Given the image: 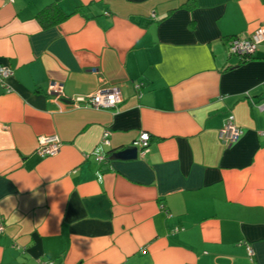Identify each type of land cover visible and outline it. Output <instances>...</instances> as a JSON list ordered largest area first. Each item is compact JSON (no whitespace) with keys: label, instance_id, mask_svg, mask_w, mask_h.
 I'll return each instance as SVG.
<instances>
[{"label":"crops","instance_id":"0c3cea01","mask_svg":"<svg viewBox=\"0 0 264 264\" xmlns=\"http://www.w3.org/2000/svg\"><path fill=\"white\" fill-rule=\"evenodd\" d=\"M263 25L264 0H0V264H264V48L228 50ZM114 86L115 110L72 104ZM142 132L145 155L110 159Z\"/></svg>","mask_w":264,"mask_h":264},{"label":"built area","instance_id":"2783aa9c","mask_svg":"<svg viewBox=\"0 0 264 264\" xmlns=\"http://www.w3.org/2000/svg\"><path fill=\"white\" fill-rule=\"evenodd\" d=\"M260 47L264 48V25L259 27L255 32L247 35L237 36L229 42V55L236 56L240 60H248L252 58ZM13 76V70L1 66L0 67V84L10 91L7 85L8 79ZM143 84L135 85V90L140 92ZM48 93L55 98H61L63 96V88L58 83H52L48 89ZM141 93V92H140ZM122 91L119 87L102 88L97 92L85 96L78 97L72 100L74 107H91L97 110H115L123 102ZM260 110L264 111V99L255 104ZM243 135V130L236 123V118L233 114L229 115L221 132L220 138L227 146H232L237 143ZM111 133L106 131L100 142V148H98L93 155L96 162L103 164L107 162L108 155L105 152V147H109ZM62 141L58 136H41L38 139V147L36 153L41 157H54L59 154L62 148ZM139 148L141 156L145 155L151 145V135L148 132H142L139 139L134 143ZM3 231V225L0 224V232ZM247 250L250 256L254 255V250L250 245H247ZM39 264H55L54 261H40Z\"/></svg>","mask_w":264,"mask_h":264},{"label":"trees","instance_id":"16d2710c","mask_svg":"<svg viewBox=\"0 0 264 264\" xmlns=\"http://www.w3.org/2000/svg\"><path fill=\"white\" fill-rule=\"evenodd\" d=\"M66 18L67 15L63 12L60 6L54 3L47 6L45 9H43L37 14V19L44 28H49L61 24L63 21L66 20ZM248 60L240 61L241 63H243Z\"/></svg>","mask_w":264,"mask_h":264},{"label":"water","instance_id":"95a60500","mask_svg":"<svg viewBox=\"0 0 264 264\" xmlns=\"http://www.w3.org/2000/svg\"><path fill=\"white\" fill-rule=\"evenodd\" d=\"M139 157V148L135 145L129 146L126 149L113 153L110 159L112 160H134Z\"/></svg>","mask_w":264,"mask_h":264}]
</instances>
